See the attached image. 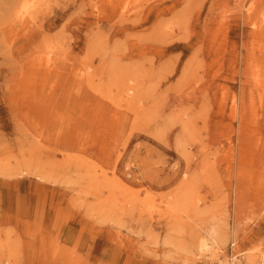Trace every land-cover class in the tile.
Returning a JSON list of instances; mask_svg holds the SVG:
<instances>
[{
    "label": "rangeland",
    "instance_id": "rangeland-1",
    "mask_svg": "<svg viewBox=\"0 0 264 264\" xmlns=\"http://www.w3.org/2000/svg\"><path fill=\"white\" fill-rule=\"evenodd\" d=\"M1 217L0 264H264V0H0Z\"/></svg>",
    "mask_w": 264,
    "mask_h": 264
},
{
    "label": "crops",
    "instance_id": "crops-1",
    "mask_svg": "<svg viewBox=\"0 0 264 264\" xmlns=\"http://www.w3.org/2000/svg\"><path fill=\"white\" fill-rule=\"evenodd\" d=\"M4 213V212H3ZM21 213V212H20ZM55 220V212H51V210L48 212V217H47V220L45 221V223H47V224H49V221L48 220H50L51 222H53L54 220ZM4 218L3 217H1L0 218V236L2 237V238H5V237H7L6 236V233L8 232V233H10V229H9V226H7L8 225V222H4ZM48 221V222H47ZM12 223H14L15 224V222L13 221ZM44 223V224H45ZM69 223V220L68 221H66V224L63 226V228H62V234H61V237L62 238H64V239H66V238H68L69 236H70V227L67 229L66 228V226H67V224ZM19 232H20V235L21 236H25L24 234H22L21 233V231L19 230ZM10 237H11V243L10 244H12V245H14V243H13V240H12V237L13 236H11L10 235ZM72 243V242H71Z\"/></svg>",
    "mask_w": 264,
    "mask_h": 264
},
{
    "label": "bare ground",
    "instance_id": "bare-ground-1",
    "mask_svg": "<svg viewBox=\"0 0 264 264\" xmlns=\"http://www.w3.org/2000/svg\"><path fill=\"white\" fill-rule=\"evenodd\" d=\"M27 8V7H26ZM23 10V9H22ZM27 10V9H26ZM215 240V239H214ZM235 244H233V248H234ZM262 261H264V255H262Z\"/></svg>",
    "mask_w": 264,
    "mask_h": 264
}]
</instances>
